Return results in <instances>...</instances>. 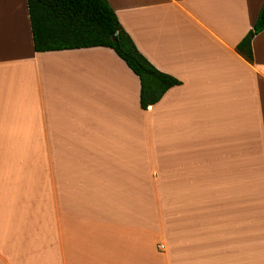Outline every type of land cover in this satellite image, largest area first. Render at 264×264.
Here are the masks:
<instances>
[{
    "label": "crops",
    "instance_id": "1",
    "mask_svg": "<svg viewBox=\"0 0 264 264\" xmlns=\"http://www.w3.org/2000/svg\"><path fill=\"white\" fill-rule=\"evenodd\" d=\"M181 83L142 109L107 47L37 52L0 0V264H264V0H108Z\"/></svg>",
    "mask_w": 264,
    "mask_h": 264
},
{
    "label": "trees",
    "instance_id": "2",
    "mask_svg": "<svg viewBox=\"0 0 264 264\" xmlns=\"http://www.w3.org/2000/svg\"><path fill=\"white\" fill-rule=\"evenodd\" d=\"M37 52L107 47L139 77L140 104L148 109L180 81L158 70L137 48L108 0H27ZM264 30V3L253 29L238 45L253 60L252 40Z\"/></svg>",
    "mask_w": 264,
    "mask_h": 264
}]
</instances>
